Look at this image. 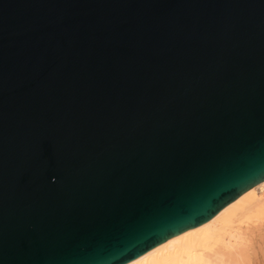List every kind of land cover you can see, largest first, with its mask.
Masks as SVG:
<instances>
[{
    "label": "water",
    "instance_id": "1",
    "mask_svg": "<svg viewBox=\"0 0 264 264\" xmlns=\"http://www.w3.org/2000/svg\"><path fill=\"white\" fill-rule=\"evenodd\" d=\"M264 181V0H0V264H127Z\"/></svg>",
    "mask_w": 264,
    "mask_h": 264
},
{
    "label": "bare ground",
    "instance_id": "2",
    "mask_svg": "<svg viewBox=\"0 0 264 264\" xmlns=\"http://www.w3.org/2000/svg\"><path fill=\"white\" fill-rule=\"evenodd\" d=\"M264 220V181L211 220L171 237L127 264H257L245 246V231ZM259 264H264V258Z\"/></svg>",
    "mask_w": 264,
    "mask_h": 264
},
{
    "label": "rangeland",
    "instance_id": "3",
    "mask_svg": "<svg viewBox=\"0 0 264 264\" xmlns=\"http://www.w3.org/2000/svg\"><path fill=\"white\" fill-rule=\"evenodd\" d=\"M245 234L248 253L255 263L259 264L264 258V220L250 226Z\"/></svg>",
    "mask_w": 264,
    "mask_h": 264
}]
</instances>
